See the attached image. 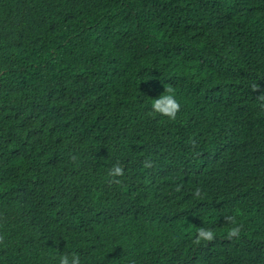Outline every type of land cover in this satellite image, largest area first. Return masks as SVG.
<instances>
[{
	"label": "trees",
	"instance_id": "1",
	"mask_svg": "<svg viewBox=\"0 0 264 264\" xmlns=\"http://www.w3.org/2000/svg\"><path fill=\"white\" fill-rule=\"evenodd\" d=\"M260 96L264 0H0V264H264Z\"/></svg>",
	"mask_w": 264,
	"mask_h": 264
},
{
	"label": "clouds",
	"instance_id": "2",
	"mask_svg": "<svg viewBox=\"0 0 264 264\" xmlns=\"http://www.w3.org/2000/svg\"><path fill=\"white\" fill-rule=\"evenodd\" d=\"M264 100V96H260ZM151 114L165 117L168 120H175L181 109V102L174 94L171 87L165 88L158 96H155L149 101ZM150 162L145 163L148 167ZM125 176V170L122 164L117 161L107 169L106 179L109 182L119 185L122 178ZM179 185H177V190ZM195 199H202L201 191L199 188L193 190L192 193ZM228 224L224 229L225 235L231 238H239L242 230V225L237 221L234 216L227 217ZM218 230L208 226H200L195 229L194 244H202L214 240ZM56 264H82L80 255L75 251H62L56 257Z\"/></svg>",
	"mask_w": 264,
	"mask_h": 264
}]
</instances>
